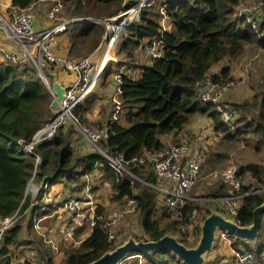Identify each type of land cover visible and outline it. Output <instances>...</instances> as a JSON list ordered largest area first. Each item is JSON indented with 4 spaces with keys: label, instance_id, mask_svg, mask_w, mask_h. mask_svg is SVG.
Masks as SVG:
<instances>
[{
    "label": "trees",
    "instance_id": "1",
    "mask_svg": "<svg viewBox=\"0 0 264 264\" xmlns=\"http://www.w3.org/2000/svg\"><path fill=\"white\" fill-rule=\"evenodd\" d=\"M33 1L35 0H11L8 10L24 8ZM137 1L139 0H62L64 12L67 11L71 17L80 18H87L89 15L94 18L107 17ZM242 1L148 0L140 7L138 15L119 36L115 48V54L121 55L115 61L116 67L138 65L140 75L132 77L121 73V109L118 114L122 115L123 121H106L107 137L99 141L104 152L131 160L160 150L166 145L161 140V135H177L196 114L205 115L210 120L211 129L222 133L225 139L224 151L212 152L210 168L217 161L229 158V150L238 146L237 141H242L253 151L264 150V91L260 90V94L253 96L251 100L229 102L223 99L210 102L199 99L195 85L206 74H210L212 80L220 82L238 80L230 72V63L242 57L250 44L264 50V17L253 27L244 18L236 16L234 10ZM160 6H163L164 12L169 16L170 26L164 30H161ZM103 31L101 20L72 21L63 31L70 41L66 55L79 57L96 50L101 43ZM154 36L160 40L162 55L151 58L149 63H137L138 56L135 52L142 50L144 41ZM221 60L226 61L225 65L218 72H210V67ZM54 66V63L48 61L43 67L50 82V71ZM261 71L264 87V62ZM52 97L45 82L29 64L0 57V216L13 213L16 216L11 226L4 231L0 264H9L8 249L11 244H30L33 241L31 236H25L23 222L27 219L28 228H34L35 219L40 213L47 212L52 205L53 202H47L49 206L44 208L47 201L43 198L44 190L57 182L63 181L66 184L80 180L95 167L99 168L103 181L109 186L110 202L135 197L137 207L134 212L143 230L140 238L144 240L157 239L189 222L193 209L194 213L201 216V220L210 213V202L193 200L182 207L180 217H173V212L166 206L158 207L156 190L142 182L157 181L152 162H139L135 166L129 164L130 172L136 177L118 171L96 147L79 150L76 147L79 133L71 126L59 127L48 139L35 144L34 151L39 155L40 161L36 163L32 178L42 180L46 175L45 183L40 185L34 195L25 192L35 158L31 152L20 149L18 139L28 140L36 129L49 120L52 115ZM87 102L89 101L83 104ZM225 103L232 104L236 112L230 121L223 119L220 109ZM83 104L77 107L78 114ZM177 140L179 138L176 136L172 139ZM246 172L250 173L255 184L243 181L242 189L246 191L254 186L261 187V190L241 198L236 213V220L241 225L251 224L254 207L264 203V164L254 161L238 162L236 173L241 180ZM81 182L84 185V179ZM219 192L213 186L205 188L200 195L208 196ZM68 199H60L58 203L62 204ZM104 209L103 202H96L95 214ZM163 220L165 223L160 226L159 223ZM79 227L74 231L75 235L79 232ZM263 227L260 221L255 239L259 243L255 249L247 244L239 246V238L232 240V247L245 248L260 260L264 249ZM117 244L109 241L106 229L97 218L90 232L65 253L63 264H87ZM133 254L137 256L135 251L128 256ZM141 255L144 257L143 264H184L180 257L170 251ZM43 263L55 264L48 256L35 261L25 259L19 264Z\"/></svg>",
    "mask_w": 264,
    "mask_h": 264
},
{
    "label": "built area",
    "instance_id": "2",
    "mask_svg": "<svg viewBox=\"0 0 264 264\" xmlns=\"http://www.w3.org/2000/svg\"><path fill=\"white\" fill-rule=\"evenodd\" d=\"M34 2L24 8L11 9L5 17L0 15V27L4 29L7 37L18 43L21 49L20 56L15 53L2 51V57L14 62L29 64L45 82L51 96L54 94L50 87V81L44 74L42 68L43 61H49L61 66L64 70H70L75 78L68 83L64 92L65 97L59 103V106L52 107L50 105L52 115L49 120L36 129L28 140L18 139L20 149L31 152L35 158V165L30 180L33 179L36 163L40 161L39 155L34 151L35 144L48 139L59 127L72 125L86 138L89 144L99 149L106 156L110 165L112 164L118 171H124L129 173L130 176H135L129 171V164L135 166L139 162H152L153 172L156 175L157 181L142 180V182L156 190L157 195L161 199V205L171 210L177 218L181 216V209L188 201L200 198L210 200L211 210L214 209L226 218L237 222L236 213L241 203V198L246 194L261 190V187L253 186L244 191L242 189L243 181L240 179L238 173H236V167L232 164L221 168L213 167L206 173L209 183L219 182L221 187L219 193L213 194L210 197L190 194L189 191L202 176L201 173L206 159V147L204 146L205 142L202 137L196 138L194 142H189L184 138H179L177 141L171 140L160 150L145 153L144 156L133 157L131 160H124L121 157L107 154L99 146V141L107 137L106 123L102 124L90 117L89 119L82 118L76 112L79 104L86 100L101 77L108 60L114 57L119 36L124 33L127 24L138 15L140 7L146 2L139 0L131 5H127V7H122L115 14L103 17L101 21H103L105 30L99 47L103 43L104 47L100 53L98 52V59H92L90 54L69 57L57 52L55 44L60 36L59 34L67 29L68 24L78 20L80 17L65 15L62 0H50L45 11L48 23L39 26L36 24L37 16ZM159 10L161 13V30H164L167 14L164 12L163 6H160ZM234 11L236 16L244 18L246 22L256 27L264 17V0H243L236 6ZM259 34L262 35V32H259ZM160 46V40L157 36L150 37L144 41L142 51L144 54L149 55L150 58L160 57L162 55ZM114 79L112 119H117V114L121 109L119 93L122 74H114ZM237 82L238 80L235 79H230L227 82L212 80L210 74H206L195 85L200 100L217 102L223 100L225 94L236 87ZM220 109L225 121H230L236 114L232 104L225 103ZM93 172L94 170L83 175L84 185L81 194L71 196L70 199L64 202L63 206L82 216L81 207L87 205L91 225L95 219H100L102 226L106 229L109 241L119 244L124 241V238L115 230L116 224L120 219L136 210V199L132 197L124 201H116V205L112 208L108 210L104 209L102 212L95 214L96 204L91 193ZM193 213L194 209L190 214V221L179 226L180 235H183L182 238L187 241H192L194 238V229L191 223ZM15 217V213L9 216H0V247L3 243L4 231L11 226ZM38 221L39 219L36 218L34 222L35 229L40 227ZM215 234L216 239L226 241L230 245L235 264H264V249L262 251L263 256L259 260L245 248L232 247L230 235L225 230L217 228ZM13 264L19 263L14 262Z\"/></svg>",
    "mask_w": 264,
    "mask_h": 264
},
{
    "label": "rangeland",
    "instance_id": "3",
    "mask_svg": "<svg viewBox=\"0 0 264 264\" xmlns=\"http://www.w3.org/2000/svg\"><path fill=\"white\" fill-rule=\"evenodd\" d=\"M0 1H2V0H0ZM0 12H2L1 9H0ZM66 13H68V12L66 11ZM87 17L94 18V16H90V15ZM102 17H104V16H102ZM99 21H97V22H99ZM104 30H105V28H104ZM101 40H102V38H101ZM103 47H104V43L99 47V49L97 51L100 53L103 50ZM88 54H90V53H88ZM88 54H81V56L88 55ZM136 54H137V56H139V60H140V56L142 55L140 53V50H137ZM117 56H118L117 59L121 58L120 57L121 55H117ZM111 59H112L111 60L112 63L114 61H116L113 57ZM263 62H264V50L259 49L255 44L248 45V47L246 48V53L242 57H240V59H238L236 64H234V65H238V67H240V69L243 72H241L240 77H238L239 79H238L236 87L231 89V91H230V94H229L230 99H234V100H243L245 98L249 99L251 95H252V97L255 95H259L260 90L264 91V87L262 86V81H261V72H262L261 69H262ZM125 70H127V68L122 66L121 71L124 72ZM139 73H140V67L136 66V68L132 72V74L138 77ZM235 76L237 77V75H235ZM74 78H75V76H73L72 80ZM72 80H70V81H72ZM237 93L240 94V97L238 99L236 98ZM94 103H97V101H95ZM91 109H93L92 106L89 108V110H91ZM51 110H52V108H51ZM117 115H121V114H117ZM201 115H203V114H201ZM203 116H204V118H207L205 115H203ZM120 117H121V121H123L122 115ZM191 120H192V118H191ZM69 126L74 128L72 125H69ZM197 129L198 130L194 131L197 138L199 137V132H202L205 134L204 146L206 147V159H205V163L203 165V169H202V173H201L202 176H201L200 180L197 182V184L194 185L193 188L189 191L190 194H199L200 195V193L205 188H209V187H213V186L215 188H218L220 191L221 187H220V184L218 181L213 182V183H209L208 179L206 178V173L209 170H211L213 167L221 168V167H225L226 165H232V164L235 167H237L238 162H241V161H250V162L254 161V162H259V163L264 164V150L253 151L249 147L244 145L242 141H237L236 144L238 146L233 147L232 149L229 150V158L221 159V160L217 161L215 163V165L211 166V168H210L209 162L211 160L212 152L213 151H216V152L217 151L218 152L224 151L225 139L223 138L222 133L217 132V131H213L211 128L206 127L205 122L200 123V127H198ZM76 131L78 132V130H76ZM80 134H77L78 139L76 142V147L81 151H83V149L85 150L88 148H92L93 145H90L87 147H82V148L80 147L81 146V143L79 142V140H81ZM194 141H196V138L192 139V142H194ZM78 142H79V144H78ZM93 148H95V147H93ZM127 170H128V168H127ZM92 175H93L92 176L93 182H92V186H91L92 187L91 193L95 199L94 200L95 204H96V202H103L106 210L115 206L116 201H114V202L112 201V203H113L112 206H107L109 203H111L109 201L110 189H109L108 184L106 182H104L102 176H100V175L98 176L95 171L92 173ZM82 179H84V178H82ZM82 179L73 180L71 182H67L66 184H65V182L61 181L60 182L61 185L59 188H56V184H55V186H53L52 190L50 187L48 192L50 193V195L52 193L56 197V193L58 194L59 191L62 192L63 190L66 189L65 188L66 185L72 184L71 190H69L70 195L71 196H78L79 194H81V191L83 188V186H82L83 184L81 182ZM242 181H244L245 183L247 182V183L255 184L254 179H252V177L250 176V173H247V172L244 175V178L242 179ZM77 185H78V187L76 188ZM58 195L63 196L64 194H61V195L58 194ZM200 196H202V195H200ZM210 196H213V195L210 194L208 196L206 195L203 197H210ZM193 200H199V201L201 200V201L210 202V200L200 199V198L193 199ZM193 200H190V201H193ZM57 203L55 201L54 206H56V209H55V207H53L51 209V210L55 209L54 213L56 212V215H54V216L51 215V217H49L48 219H45V218H42L43 217L42 215L44 213L39 214L40 218L42 219V221L40 222L41 226L39 228L29 231V228L27 227V225H25L23 223L24 224L23 228L26 226V228L24 229L25 236L27 238H30V236L33 237L34 241H31L30 244H27V245L25 244L23 246V248H17L13 244H11V247L9 246L8 250H9L10 254H12V256H14V255L18 256V257L25 256V254H23V252L26 250V253L28 255L27 257L28 258L31 257L30 259H33L34 261L38 260V258H40L42 256L43 257L48 256L51 259H53L55 264H63V261H64L63 257L65 255V253L74 244H77L79 242L78 239L80 237H81L80 239H82V237L87 235V233L89 232V229H91L92 225H91V218L89 217V213H88L89 208L87 205L84 207H81L82 208L81 209L82 216H81V214H76L74 211L68 210L67 208H65L63 206V204L57 205ZM157 204H158V207L161 206V199L159 196H158ZM49 210L50 209H48V211ZM173 217H176V216H173ZM55 218L57 220H55L54 223H52V219H55ZM202 221L203 220H201V216H198L196 213H193L191 223H192V225H193L192 227L194 229V231H193L194 238L192 241H187V240L182 238L183 235H180V233H179V230H180L179 226L176 227V229H174L172 232H166V233L176 235L178 239L182 238L184 240V241H182L184 245H186L188 247H192V246H194V244H196V242L198 241V239L200 237V226H201ZM46 222H49V225H50L49 228H47L46 224H44ZM261 222H262V225H264V213L261 214ZM164 223H165V220L160 221L159 225L163 226ZM75 225L80 226L79 227L80 230H79L77 236L73 235L72 227H74ZM115 230L124 238V241L127 240L129 237H133V236L136 239H143V238H140V235H143V230L140 226L138 216L135 214V212H132L131 214H128L125 217H123L122 219H120L116 224ZM69 233L71 234V236H73V238H69L70 237L68 235ZM236 238L237 237H235V236H230V239H232L234 241L236 240ZM76 241H78V242H76ZM258 243L259 242H257V241L252 242V241H248V240L239 239V246H241V247L244 246L245 244H247L251 248L255 249V247L258 246ZM18 245H20V244H18ZM0 257H1V254H0ZM140 258L141 257L136 256L135 254L129 255V256H127L126 260H124L122 262V264H136ZM219 259H220V257H218V258L215 257V259H212L213 261L210 260V263L211 264H217Z\"/></svg>",
    "mask_w": 264,
    "mask_h": 264
},
{
    "label": "crops",
    "instance_id": "4",
    "mask_svg": "<svg viewBox=\"0 0 264 264\" xmlns=\"http://www.w3.org/2000/svg\"><path fill=\"white\" fill-rule=\"evenodd\" d=\"M10 1L11 0H2V1H0V9L2 11V12H0L1 16L5 17V16H7L9 14L10 11L8 10V6H9ZM49 2H50V0H35V2H34L35 8H36V16H37L36 24L39 25V26H43V25H46V23H48V20H47L46 15H45V11H46V8L48 7ZM67 14L68 13H66L65 15H67ZM164 25H165V28H168L170 26L169 16H167ZM59 35L60 36L58 37V40H57V42L55 44V49H56L57 52L66 55L67 48H68V46L70 44L68 35H66V32H63V33H61ZM97 50H93L90 53L92 59H98L99 58V55H98L99 53H98ZM2 51L3 52H9V53H15V54H17L19 56L21 55V49H20L18 43L15 42L14 40H12L11 38L7 37V35L5 34L4 29L2 27H0V57L2 56ZM140 52L143 53L142 50H140ZM135 53H137V51ZM117 57L118 56L115 54L113 58L115 60H117ZM111 60L112 59L108 60V61H110L108 63V65H107L108 68L107 69L105 68L106 70L105 69L103 70V72L101 74V77L98 79L96 85L93 87L92 91L89 93V96L84 101V102H86V101H89V102H87V104L86 103L83 104L84 102L81 103V104H83L85 106V107H83V105H82L81 109L79 110V112H80L79 114L81 115V113H82V115H81L82 118H88L89 119V117H90V118L98 120L102 124H105L106 121L112 119L113 118L112 117L113 116L112 115V112H113L112 93H113L114 88H115L114 74H116V73H124L127 76L137 77V76L133 75L132 72L135 70L136 66H138V65H136V66H128L127 70H125L123 72V71H121L122 66L116 67V65H115L116 62L114 61L112 63ZM150 60H151L150 56L146 55V54L145 55H141L140 56V60H139V56L136 58L137 63H139V62L140 63H149ZM237 61H238V59L234 60V62L232 61L233 63L231 62L229 67H230V72L234 76L237 75V77H240V75H241L240 73L243 72V71L240 69V67H238V65H234V64L237 63ZM47 62L46 61L42 62V68L47 64ZM225 62L226 61L221 60V61L215 63L214 65H212L210 67V72H218L221 69V67L225 65ZM54 65H55L54 68L50 71L51 81L54 78L53 74L55 73L56 79L62 85H68L70 80H72V78H73V73L70 70H68V71L64 70L59 65H56V64H54ZM123 67H125V66H123ZM229 94H230V91L227 94H225L226 96H224V99H225V101L231 102L234 99H230V97H229L230 95ZM239 97H240V94L237 93L236 94V98L238 99ZM251 98H252V95L250 96L249 100H251ZM245 99H247V98H245ZM95 101H97V103H94ZM91 106L93 107V109L89 110V108ZM117 119L121 120L120 115H118ZM203 122L206 123V127L211 128L210 120L208 118H204V116L201 115V114H196V115H194L192 117L191 122L188 123L186 126H184V128L182 130H180L177 133V135H174L172 133L171 134H163V135H161V140H163L165 143H168V142H170L173 139L174 136H176L177 138H184V139H187L189 142H191L192 139L197 138L195 133H194V131L198 130L197 128L200 127V123H203ZM79 134H80V132H79ZM80 136H81V140H79V142L81 143V146H80L81 148L91 145V144H89V142L86 140V138L84 136H82L81 134H80ZM199 137L204 138L203 140L205 142V134L204 133L199 132ZM79 142H78V144H79ZM85 150H90V148L85 149ZM94 171L97 173L98 176L99 175L101 176L99 168L95 167ZM55 184H56V188H59L60 185H61L60 182L51 184L50 185L51 190H52L53 186H55ZM40 185H41V180L33 178V179H31L29 181V183H27V187H26L27 190L25 189V192H28L29 194L34 195L39 190ZM71 186H72V184L71 185H66L65 186V188H66L65 190H63L62 192L59 191L58 194H60V195L64 194L63 196H59L56 193V197L57 198L52 193L50 195V193L48 192L50 187L47 188L46 190H44L43 198H45V200H47L46 203H45V207L44 208H46V209L48 208L47 206H49V205L47 204V202H50V203L53 202V203L49 207L50 210L45 212L42 215L43 216L42 218L48 219L49 217H51V215L52 216L56 215V212L54 213V211L56 209V206H54L55 201L57 203V202H59L60 199H63V198H66V199L69 198L70 199L71 195H70L69 190H71ZM64 202L62 204H64ZM62 204L57 203V205H62ZM112 204L113 203L111 202L107 206H112ZM53 207H55V209L51 210ZM38 219H39L38 223L40 224L42 219L40 218V216H38ZM55 220H57V219L56 218L52 219V223H54ZM23 223L25 225H28L27 224V219L24 220ZM24 224H23V226H24ZM44 224H46L47 228L50 227L49 222H46ZM40 226H41V224H40ZM78 227H79V225H75L74 227H72L74 236L78 235V233H77V235L74 234V231ZM25 228H26V226L23 229H25ZM33 229H35V228H33V227L29 228V231H31ZM89 232H90V229H89ZM68 235L70 236L69 238H73V236H71L70 233ZM80 238L78 239V241H80ZM31 239H33V237ZM179 240L181 242L184 241L182 238H180ZM33 241H34V239H33ZM78 241H76V242H78ZM231 242H232V239H231ZM24 245L25 244H20V245H18V244L15 245L14 244V246L17 247V248H23ZM23 254H25V256L18 257V256H15V255L12 256V254H10V252H9V264H13L14 262L21 263V262L25 261V259L26 260H31V261L33 260V259H30L31 257H29V258L27 257L28 255L26 253V250L23 252ZM137 256L141 257L142 259L140 258L139 261H137L136 264H143L144 261H142V260H143L144 257H142V255H137ZM215 257H217V258L220 257V259H219L217 264H235L234 261H233L232 254H231L230 245H228L226 241L218 240L216 238L214 240V244H213L212 250L207 253V259H206L205 264H211L210 260L213 261L212 259H215Z\"/></svg>",
    "mask_w": 264,
    "mask_h": 264
},
{
    "label": "water",
    "instance_id": "5",
    "mask_svg": "<svg viewBox=\"0 0 264 264\" xmlns=\"http://www.w3.org/2000/svg\"><path fill=\"white\" fill-rule=\"evenodd\" d=\"M146 1L144 0V2ZM102 19L87 17L79 18L78 20H93L97 22ZM53 76L54 78L50 83V87L54 95L50 105L52 107H58L59 103L65 97L64 92L67 85H62L56 79L55 73ZM45 177L46 175L42 177V184L45 183ZM252 213H254L252 223L249 225H241L213 209L203 219L200 226V237L192 247L184 245L176 235L170 233H164L161 237L153 240L136 239L133 236L117 244L113 249L105 251L87 264H119L133 251L139 255L154 251H170L172 254L180 257L184 264H205L207 253L213 248L217 228L225 230L230 236H235L242 240L255 241L260 226L261 214L264 213V203L256 205Z\"/></svg>",
    "mask_w": 264,
    "mask_h": 264
},
{
    "label": "bare ground",
    "instance_id": "6",
    "mask_svg": "<svg viewBox=\"0 0 264 264\" xmlns=\"http://www.w3.org/2000/svg\"><path fill=\"white\" fill-rule=\"evenodd\" d=\"M27 190V189H26Z\"/></svg>",
    "mask_w": 264,
    "mask_h": 264
}]
</instances>
